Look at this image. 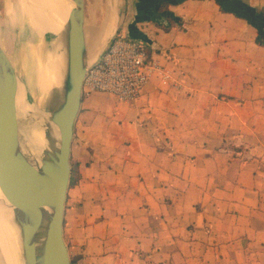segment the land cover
I'll return each mask as SVG.
<instances>
[{"label":"crops","instance_id":"crops-1","mask_svg":"<svg viewBox=\"0 0 264 264\" xmlns=\"http://www.w3.org/2000/svg\"><path fill=\"white\" fill-rule=\"evenodd\" d=\"M236 1L264 15V0ZM166 3L110 0L108 40L120 29L143 42L168 79L153 74L130 103L82 93L70 147L78 181L63 215L69 254L87 264H264L258 16L215 0ZM156 7L181 24L157 25L168 17Z\"/></svg>","mask_w":264,"mask_h":264},{"label":"water","instance_id":"water-1","mask_svg":"<svg viewBox=\"0 0 264 264\" xmlns=\"http://www.w3.org/2000/svg\"><path fill=\"white\" fill-rule=\"evenodd\" d=\"M63 37V68L58 86L52 92V108L42 110L27 101L16 69L0 43V189L12 208V220L18 228L24 264H72L63 236V215L71 176L70 147L73 124L82 100V81L94 59V46L88 36L84 0H68ZM174 4L182 0H164ZM227 12L245 17L250 22L257 16L252 8L236 0H215ZM158 7L154 10L158 12ZM177 20L170 10L158 12ZM37 47L48 48L51 33L33 34ZM53 37V36H52ZM36 47V48H37ZM23 91L30 105L39 112L22 117L16 109V93ZM42 113H47L45 119ZM38 124L44 128L40 147L29 146L23 129Z\"/></svg>","mask_w":264,"mask_h":264},{"label":"bare ground","instance_id":"bare-ground-1","mask_svg":"<svg viewBox=\"0 0 264 264\" xmlns=\"http://www.w3.org/2000/svg\"><path fill=\"white\" fill-rule=\"evenodd\" d=\"M71 6L68 0H16L6 9L13 21L19 17L23 19L31 34L42 35L48 32L53 36L46 50H43L42 47L33 50L37 60L36 86L40 93V102L45 104L48 110L52 108V92L60 82L64 64L62 53L64 28ZM114 19L115 8L113 7L109 13L108 22L104 26L105 31L101 34L102 38L107 35L105 38L107 41L113 33ZM16 109L20 117L30 112H39L36 104L30 105L26 102L23 91L19 88L16 93ZM42 115L47 119V113H42ZM23 132L29 146L40 147L43 144L44 128L42 125H25ZM0 199L6 200L1 189ZM0 264H24L18 228L12 220V208L9 204L4 205V202H0Z\"/></svg>","mask_w":264,"mask_h":264},{"label":"built area","instance_id":"built-area-1","mask_svg":"<svg viewBox=\"0 0 264 264\" xmlns=\"http://www.w3.org/2000/svg\"><path fill=\"white\" fill-rule=\"evenodd\" d=\"M147 48L141 41L115 34L101 56L87 69L82 93L107 92L118 101L130 103L138 98L153 74L167 80L168 75L150 58Z\"/></svg>","mask_w":264,"mask_h":264},{"label":"rangeland","instance_id":"rangeland-1","mask_svg":"<svg viewBox=\"0 0 264 264\" xmlns=\"http://www.w3.org/2000/svg\"><path fill=\"white\" fill-rule=\"evenodd\" d=\"M15 1L0 0V43L14 64L18 80L20 81L19 84L24 87L22 88L27 101L37 103L42 110H46V105L40 102L41 98L35 77L37 60L33 50L37 47L39 38L30 33L23 19L19 17L13 21L6 12L7 7L10 4H14ZM84 2L88 36L92 47L94 46V51L98 52L105 43L98 45L99 31L105 14L110 13V0H84ZM50 39H53L52 36L47 38L46 45Z\"/></svg>","mask_w":264,"mask_h":264},{"label":"trees","instance_id":"trees-1","mask_svg":"<svg viewBox=\"0 0 264 264\" xmlns=\"http://www.w3.org/2000/svg\"><path fill=\"white\" fill-rule=\"evenodd\" d=\"M167 5V3H166ZM251 8V7H249ZM253 9V8H252ZM254 10V9H253ZM256 16H258V21L256 22L255 26L257 28V34L255 37V42L259 45H263L264 46V31H263V27H264V15L261 14H256ZM245 18V17H244ZM167 24L166 25H162L160 22H156L157 25H161V27H163L164 29H169L170 27H172L174 25V23H177L178 25L181 24V19L177 18V20L175 19H171V18H167L166 19ZM249 21V20H248ZM120 29H117L116 31V35H119ZM78 181V174L76 169L72 166L71 167V176H70V185L75 184ZM71 261L73 264L79 262V260L75 259L74 256H70Z\"/></svg>","mask_w":264,"mask_h":264}]
</instances>
